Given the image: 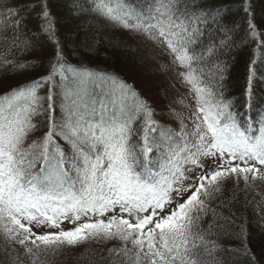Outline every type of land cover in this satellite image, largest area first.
Segmentation results:
<instances>
[{
  "label": "snow or ice",
  "instance_id": "obj_1",
  "mask_svg": "<svg viewBox=\"0 0 264 264\" xmlns=\"http://www.w3.org/2000/svg\"><path fill=\"white\" fill-rule=\"evenodd\" d=\"M88 3L92 12L108 21L163 44L173 62L186 69L180 76L195 94L192 128L189 131L182 118L179 132L159 126L131 85L68 66L58 49L48 75L0 97V236L6 242V255L18 260L14 246L19 245L31 264H37L41 252L55 254L66 246L118 240L121 246L109 251L122 256L126 264H208L215 260L218 247L209 238L211 225L209 230L199 226L201 214L209 211L208 202L222 194L228 180L236 185L243 180L245 188L264 182V117L259 135H247L211 83L214 74L200 67L203 55L191 50L199 24L206 22L202 16L216 19L222 10L198 15L186 5L182 9L181 0ZM72 6L89 10L79 0ZM11 12L12 26L19 27L18 11ZM41 18L46 22L43 31L58 44L47 3L42 5ZM248 31L251 38L259 39L251 19ZM212 51L208 49V55ZM95 83L106 84L111 99L94 100L89 85ZM46 84L51 85L48 93L40 96ZM54 89L60 95L59 118ZM45 114L47 131L25 147L29 135L39 130L33 119ZM141 117L142 143L133 144L137 131L133 123ZM154 148L164 149L156 169L148 166ZM141 157L145 163L138 172ZM206 160L215 167L205 170ZM37 165L40 170L34 173ZM185 193H190L187 199ZM66 221L74 227L65 230ZM39 228L54 231L34 230ZM243 254L257 264L246 244Z\"/></svg>",
  "mask_w": 264,
  "mask_h": 264
},
{
  "label": "trees",
  "instance_id": "obj_2",
  "mask_svg": "<svg viewBox=\"0 0 264 264\" xmlns=\"http://www.w3.org/2000/svg\"><path fill=\"white\" fill-rule=\"evenodd\" d=\"M73 2L0 0V64H3L0 66V97L48 75L59 49L66 65L111 75L131 85L150 106L152 119L159 126L179 132L181 118L188 128L192 126L191 108L196 107L195 94L180 76L186 69L173 62L169 50L163 44L113 22L106 23L105 18L90 10L88 0H79L89 9L87 11L73 8ZM130 2L135 3L136 0ZM43 3H47L53 18L58 44L43 31L42 25L46 23L41 18ZM185 5L189 12L198 15L222 10L216 19L212 15L202 16L206 22L199 24L200 33L191 50L203 55L200 67L205 73L211 71L214 74L211 83L222 93V99L229 104L228 111L234 115L241 129L249 136H256L261 127L260 119L264 117V44L259 43L264 40V0H182L180 7L183 9ZM245 6L248 7L247 12ZM12 9L19 13V27L12 26ZM249 19L256 25L259 39L249 35ZM244 37H248L247 42L241 43ZM210 48L213 51L208 55ZM4 61L11 63L4 64ZM205 82H208L206 78ZM50 86L44 85L38 94L46 96ZM53 92L55 115L59 118V90L54 89ZM90 95L98 102L110 99L102 90ZM33 122H39V130L29 135L25 147L47 131V114L35 117ZM133 128L137 131L131 142L142 143L143 117L133 123ZM153 135L158 136L159 132ZM65 151L68 152L66 145ZM163 151L161 148L153 149L148 156L149 167L158 168ZM144 163L141 157L136 168L138 172L143 171ZM205 163V170L215 167L210 160ZM39 170L37 165L33 172L38 173ZM188 195L190 193H185L183 199ZM208 203L209 211L206 215L201 214L199 226L209 230L211 225L209 238L218 246L215 260H209L208 264H251L250 257L243 254L245 244L256 257L257 264H264V182L256 181L255 186L245 188L243 180L239 185L228 180L222 194ZM62 227L68 230L74 225L66 221ZM34 230L54 231L48 228ZM93 242L76 246V249L81 247L79 252L71 255L51 253L47 259H39L37 264H126L123 258L108 257L103 249L94 247L91 253ZM5 247L6 242L0 236V264H31L19 245L14 246L20 254L15 261L6 255ZM85 249L89 251L85 253Z\"/></svg>",
  "mask_w": 264,
  "mask_h": 264
},
{
  "label": "rangeland",
  "instance_id": "obj_3",
  "mask_svg": "<svg viewBox=\"0 0 264 264\" xmlns=\"http://www.w3.org/2000/svg\"><path fill=\"white\" fill-rule=\"evenodd\" d=\"M181 2H182V0H181ZM105 22L106 23H109L110 21H108V20H106L105 19ZM162 58H163V60L167 63V60L162 56ZM167 58V57H166ZM172 65V64H171ZM102 86V87H101ZM105 87V88H104ZM96 90H102V92H104L106 95H108L109 97H110V90H109V87L106 85V84H101V83H95V84H92V85H89V93H93L94 91H96ZM110 99H111V97H110ZM191 118H192V113H193V111L195 110V106L193 107V109L191 108ZM191 128H192V126H190L189 128H188V130L190 131L191 130ZM259 135V132H258V134L256 135V136H258ZM161 149H163V148H161ZM164 150V149H163ZM205 165H207V163H205ZM137 167H138V164H137ZM199 171H200V169H196V174H198L199 173ZM190 176L191 175H194L193 173H190L189 174ZM190 181H186V184L187 183H189ZM109 215H111V214H109ZM95 241L93 242V246H90V250H91V253H92V251L94 250V247L96 248V249H99V250H102L103 249V252L109 257H114V254H112V253H110V249H113V248H119L120 246H121V242L120 241H118V240H109V241H100V242H97L98 244L95 246ZM81 248V247H80ZM80 248L79 249H76L75 247H62L61 249H59L58 251H56L55 253H57V254H60V255H62V254H66V255H71V254H73L74 252H76V251H78V250H80ZM85 248V247H84ZM83 248V249H84ZM82 250V249H81ZM86 251H89V250H84V252L86 253ZM79 252V251H78ZM51 254V252H48V253H44V252H41L40 253V257H39V259H47L48 257V255H50ZM53 254V253H52ZM119 258H122V256L121 257H118V259Z\"/></svg>",
  "mask_w": 264,
  "mask_h": 264
}]
</instances>
